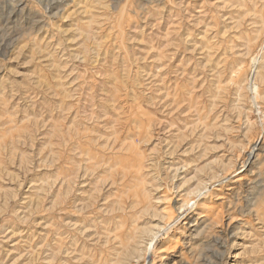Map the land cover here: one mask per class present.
Segmentation results:
<instances>
[{
    "label": "rangeland",
    "instance_id": "374dc122",
    "mask_svg": "<svg viewBox=\"0 0 264 264\" xmlns=\"http://www.w3.org/2000/svg\"><path fill=\"white\" fill-rule=\"evenodd\" d=\"M263 31L264 0H0V264H116L259 138L200 233L264 264Z\"/></svg>",
    "mask_w": 264,
    "mask_h": 264
},
{
    "label": "bare ground",
    "instance_id": "6f19581e",
    "mask_svg": "<svg viewBox=\"0 0 264 264\" xmlns=\"http://www.w3.org/2000/svg\"><path fill=\"white\" fill-rule=\"evenodd\" d=\"M48 1L49 0H47V2ZM22 4H23V2H22ZM52 5H53V3H52ZM18 6H17V8H18ZM50 9L51 8H48V10H50ZM58 12H60V11H58ZM57 16H59V15H57ZM258 61H259L258 56L257 57L255 56V58L253 59V62H252V63H254L253 65L259 63ZM167 98H169V97H167ZM261 145H262V140H261V138H259L251 145L249 152H248V155L246 156V160H244L245 163L240 164V167L236 170V172H234V173L231 172V174L232 173L233 174L232 175L229 174V175H231L230 177L224 178L223 180H221L219 182L210 183L209 189H207L208 185H205L202 187V189H200L198 191L196 189L195 192L189 193L188 195H184V196L178 195V197H180V199H181L180 201L182 202V205L180 207L164 208L163 212L159 214V216L161 215L162 219L159 221L158 225L151 226V227H148L145 229H139V227H137V225H135L134 229L132 230L133 231L132 235L130 236V241L127 243L121 242V244H120V251L118 250V258L116 260V264H171L172 262H176L173 264H193L189 261V258L185 259L183 257V253L187 252L186 251L187 249L183 253H182V251L179 250V247H180L179 245L181 244V242H180L181 238H180V240H178L177 236L183 237L186 234H189L188 239L187 238L186 239L193 243L192 245L191 244L190 245L192 247H194L193 249H191V254H192L191 257L194 260V264H218V263H220V262H217L213 259L215 257V256H213V252H215V251L213 250L214 246H212V244H214L215 242L218 243L220 241L219 238H221V237H219L217 239L211 238L210 240H206L207 238L204 239L201 237L200 228H202L203 225H205L206 221L208 220L209 213H211L210 212L211 206H209L208 204H201V200H204L205 197L208 196L209 194H210V196L216 195L214 191L216 189L217 190L219 189L220 191H221V189L223 190L224 186L227 184H231L230 186L240 185L242 180H243V177H241V175H240L243 172L242 169L244 167H246L248 164H250L251 161L253 160V158H255V156H258L257 152H259ZM204 188H205L206 192L200 193L202 190H204ZM234 189H236V188H230L229 191L233 192ZM216 196H218V195H216ZM169 204H170V202H169ZM173 206H175V205H173ZM212 212H214V211H212ZM191 215H194V217H196V219L193 222H191V219H194V218L193 217L191 218ZM85 219H86V217H85ZM122 225H124V224H122ZM229 226L230 225H228L227 228L230 230ZM126 228H125V230H126ZM206 228H207V226L202 228V229H204L206 231L207 230ZM224 234L226 237V235H227L226 230L222 232V235H224ZM111 237H113V236H111ZM227 237H228V235H227ZM109 239H111V238H109ZM99 244H101V243H99ZM168 244L170 245V247H166ZM114 252H115V250H114ZM67 256H68V254H67ZM219 256H220L219 258L221 261L224 258L223 252H222V254H219ZM114 257H116V256H114ZM215 258H217V257H215ZM176 260H178V261H176Z\"/></svg>",
    "mask_w": 264,
    "mask_h": 264
}]
</instances>
